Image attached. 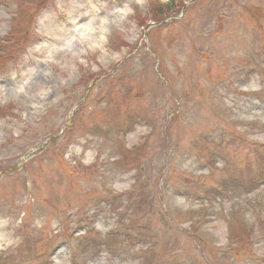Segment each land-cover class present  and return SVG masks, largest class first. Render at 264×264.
Instances as JSON below:
<instances>
[{
    "label": "rangeland",
    "instance_id": "374dc122",
    "mask_svg": "<svg viewBox=\"0 0 264 264\" xmlns=\"http://www.w3.org/2000/svg\"><path fill=\"white\" fill-rule=\"evenodd\" d=\"M0 264H264V0H0Z\"/></svg>",
    "mask_w": 264,
    "mask_h": 264
},
{
    "label": "trees",
    "instance_id": "16d2710c",
    "mask_svg": "<svg viewBox=\"0 0 264 264\" xmlns=\"http://www.w3.org/2000/svg\"><path fill=\"white\" fill-rule=\"evenodd\" d=\"M161 7L165 9V13H166V14L170 13V4H169V3L162 4ZM163 15H164V14H163ZM163 15H162V16H163Z\"/></svg>",
    "mask_w": 264,
    "mask_h": 264
}]
</instances>
